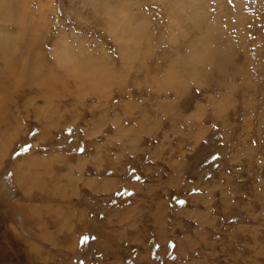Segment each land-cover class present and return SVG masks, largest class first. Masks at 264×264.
<instances>
[{
    "label": "rangeland",
    "instance_id": "rangeland-1",
    "mask_svg": "<svg viewBox=\"0 0 264 264\" xmlns=\"http://www.w3.org/2000/svg\"><path fill=\"white\" fill-rule=\"evenodd\" d=\"M25 1L0 264H264V0Z\"/></svg>",
    "mask_w": 264,
    "mask_h": 264
},
{
    "label": "bare ground",
    "instance_id": "bare-ground-1",
    "mask_svg": "<svg viewBox=\"0 0 264 264\" xmlns=\"http://www.w3.org/2000/svg\"><path fill=\"white\" fill-rule=\"evenodd\" d=\"M22 1H23L22 4H24V5H22L23 9L20 8L19 10H16L17 8H19V6L15 9V6H14L15 3L13 2V0H0V27H2L0 29V57H1L0 103H3L9 97L10 89H8V88H11L10 86L17 81L15 78V75H17L16 73L18 71V65L19 66L21 65L20 66V70H21L23 67H25L29 63V60L27 62L26 58H27V56L30 58L29 55L31 53V47H32L33 42L35 41L36 35H37V31L35 30L34 25L30 22L32 19L30 17L31 15L29 16V13H27L29 10L27 11L26 1L25 0H22ZM15 5H17V4H15ZM16 19H17V21L19 20V22H18L19 27H17L13 23H11V22H15ZM126 21H128L127 17L124 16V19L122 20V22L126 23ZM6 23H7V26H6L7 28L5 27V29H4L3 27ZM9 24H12L13 26L8 27V26H10ZM119 27H120V24H119ZM126 28L127 27H124V29H126ZM16 41H18V43L24 49H26L27 54H28V55L24 56L22 64L16 63L18 56H16V55L10 56V54H9V49L16 45ZM195 49L198 50L196 47H195ZM64 61L66 62V65L69 69H72L75 67H76L75 68L76 70H78V68H79V70H81L80 67L81 68L88 67V68L92 69V67H91L92 65H85V64H83L84 63L83 62L79 66V64L81 63L80 61L78 63H73L71 60L68 59L67 56L65 57ZM5 73H6L7 77H5ZM23 73L25 75L26 72H23ZM78 74H79V72H78ZM35 75H36V73H35ZM28 76L30 77V75H28ZM10 78L12 79L11 81L13 83H11ZM32 80H33V78H32Z\"/></svg>",
    "mask_w": 264,
    "mask_h": 264
},
{
    "label": "snow or ice",
    "instance_id": "snow-or-ice-1",
    "mask_svg": "<svg viewBox=\"0 0 264 264\" xmlns=\"http://www.w3.org/2000/svg\"><path fill=\"white\" fill-rule=\"evenodd\" d=\"M27 149H25V151H26Z\"/></svg>",
    "mask_w": 264,
    "mask_h": 264
}]
</instances>
